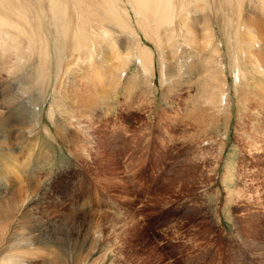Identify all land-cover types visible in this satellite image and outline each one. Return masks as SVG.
I'll list each match as a JSON object with an SVG mask.
<instances>
[{
    "label": "rangeland",
    "instance_id": "obj_1",
    "mask_svg": "<svg viewBox=\"0 0 264 264\" xmlns=\"http://www.w3.org/2000/svg\"><path fill=\"white\" fill-rule=\"evenodd\" d=\"M208 1L189 19L212 18L209 45L175 29L158 49L136 23L137 37L114 38L117 56L152 50L148 74L136 59L103 71L95 58L94 85L84 67L60 79L51 65V84L33 87L37 53L19 67L0 50V264H264V48L235 66L233 12Z\"/></svg>",
    "mask_w": 264,
    "mask_h": 264
},
{
    "label": "bare ground",
    "instance_id": "obj_2",
    "mask_svg": "<svg viewBox=\"0 0 264 264\" xmlns=\"http://www.w3.org/2000/svg\"><path fill=\"white\" fill-rule=\"evenodd\" d=\"M225 1L229 6L230 13L233 12L231 14L232 17L229 15V20L227 18V25H235L233 35L236 39V48L234 54L237 56H234L236 57L235 66H238L241 57L243 58V53L254 57L251 51L246 52L248 48H253L255 52L264 48V44L258 42V39L264 40V38L259 35L255 25L257 21L253 19L255 14L259 18L258 11L256 13L251 11L253 5H255V7H259L258 10H261L259 14L264 15V0ZM203 2L209 9L210 2L208 0H0V50L3 53H11V57H14L13 59L15 60L17 59L18 61L16 62L20 61L19 63L23 59L29 60L26 59L27 56L23 53L26 49L30 48L31 51L37 53L38 56H35H37L39 63L34 66L33 70V72H36L34 74V79L36 80L31 83L32 86L36 85V87L42 86V83L49 81L53 71V69L49 68L51 65L56 68V77L60 79L73 76L71 75L72 68L84 67L87 71L82 73L84 76L90 74V82L94 85L95 81L92 78L94 72L92 70L95 67V58L99 60L97 65L99 70L103 71H109L117 60L124 63L125 67V64L130 60L136 59L139 62L142 74H148L147 72L150 71L149 54H152V50L141 46L138 42L131 53H123L121 56H117L115 55L116 47L110 50L112 42L115 41L114 38L118 37L117 35L122 36L124 32H129L132 37H137L139 32L134 25L136 23L145 39L149 41L155 40L158 49H162L165 39L169 42L174 40L175 29L180 30L191 38L194 35L199 36L198 34L202 31L200 35L203 38V43L209 45L215 36L212 18L206 13V16L202 17V21L198 19L203 24L202 28L198 27L199 21L192 23L191 21H194V19H189L190 14L199 17L200 12H197V10L203 9L198 6V3ZM191 28L193 29L192 32H190ZM155 32H160L159 35L156 34V38L151 35ZM19 36H24L27 42H23L19 39ZM24 43H27L26 47L23 46ZM24 62L26 64V61ZM29 62L28 65H30ZM255 64L258 66L256 70L263 76L264 70L262 69L264 64L260 65L259 62ZM21 65H23V62L18 66L21 67ZM120 73L124 74L125 70L122 69ZM120 73L116 75L110 72L105 77L108 80V84L112 83L113 86H116ZM242 76L245 77V74L242 73ZM73 80H71L72 85L75 84ZM217 80L222 88H217L215 85L218 82ZM221 81L220 77L217 78V75L213 74L206 81L209 89L212 90L214 103L219 105V107L223 106L225 104L223 100H226L225 91L223 90L224 84ZM22 84H18V86ZM42 89L44 88L42 87ZM47 90L49 91V89ZM57 92L59 93V89H57ZM24 94L26 93H23V96ZM258 97L264 100L263 95H258ZM40 98L43 97L41 96ZM23 99L26 102V106H28V97H23ZM82 105L85 110L94 109L93 107L95 106H92L89 102H84ZM17 108L20 112L26 109L21 106ZM222 108L219 113H223L224 110ZM227 176H231V166L227 168ZM17 260H8V262L3 264H18Z\"/></svg>",
    "mask_w": 264,
    "mask_h": 264
}]
</instances>
